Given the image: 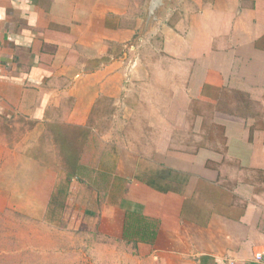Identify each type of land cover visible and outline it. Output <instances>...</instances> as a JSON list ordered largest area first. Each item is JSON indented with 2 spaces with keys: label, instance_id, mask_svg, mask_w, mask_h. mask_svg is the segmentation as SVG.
Listing matches in <instances>:
<instances>
[{
  "label": "crops",
  "instance_id": "obj_1",
  "mask_svg": "<svg viewBox=\"0 0 264 264\" xmlns=\"http://www.w3.org/2000/svg\"><path fill=\"white\" fill-rule=\"evenodd\" d=\"M146 2L0 0V210L59 211L85 264H264V0H173L133 47Z\"/></svg>",
  "mask_w": 264,
  "mask_h": 264
},
{
  "label": "rangeland",
  "instance_id": "obj_2",
  "mask_svg": "<svg viewBox=\"0 0 264 264\" xmlns=\"http://www.w3.org/2000/svg\"><path fill=\"white\" fill-rule=\"evenodd\" d=\"M163 14L162 10L161 18ZM83 132L85 131L73 129L64 132L60 138L59 134L53 139L47 137L32 150V153L53 166L61 165L59 161L62 156V165L67 167L68 163L64 158H73L81 148L71 140L74 137L82 139ZM205 133L210 137L211 133L217 132L205 131L198 135L204 137ZM95 134L96 132H93L92 140L97 139ZM186 138L194 142V137L190 133ZM194 143L200 145L199 141ZM56 212L59 211L51 210L43 219L36 220L19 210L11 208L0 210V264H85V260L82 259L85 249L74 241V237L66 229L59 227L60 217Z\"/></svg>",
  "mask_w": 264,
  "mask_h": 264
},
{
  "label": "water",
  "instance_id": "obj_3",
  "mask_svg": "<svg viewBox=\"0 0 264 264\" xmlns=\"http://www.w3.org/2000/svg\"><path fill=\"white\" fill-rule=\"evenodd\" d=\"M173 3V0H147L145 7V16L142 20L141 32L134 41L133 47H136L137 42L145 39L147 31L161 20L160 13Z\"/></svg>",
  "mask_w": 264,
  "mask_h": 264
},
{
  "label": "built area",
  "instance_id": "obj_4",
  "mask_svg": "<svg viewBox=\"0 0 264 264\" xmlns=\"http://www.w3.org/2000/svg\"><path fill=\"white\" fill-rule=\"evenodd\" d=\"M254 258L257 261H260L262 259V253L261 252L255 253Z\"/></svg>",
  "mask_w": 264,
  "mask_h": 264
}]
</instances>
